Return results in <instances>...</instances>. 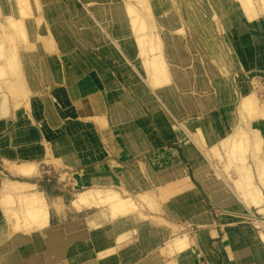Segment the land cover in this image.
<instances>
[{
    "label": "crops",
    "instance_id": "obj_1",
    "mask_svg": "<svg viewBox=\"0 0 264 264\" xmlns=\"http://www.w3.org/2000/svg\"><path fill=\"white\" fill-rule=\"evenodd\" d=\"M40 1L46 27H37L38 31L34 32L37 29L33 27L31 16L23 25L27 45L19 42V48L16 47L25 97L19 99L14 92L7 93L4 85L13 80L6 72L0 79V167L8 173L7 177L17 178L19 180L15 181L30 187L17 195L1 192L0 264H232L236 257L239 260L238 251L230 250V237L224 238V235L220 238L217 230L207 228L213 219L205 210L204 197L230 211L247 209L244 204L237 209L229 204L228 199L219 201L229 192L223 188L225 192L219 197V191L212 184L215 176L205 179L198 172L201 180L210 184L212 198L203 189L195 172H192V181L190 177L186 178L191 187L187 186V189L197 200L196 211L200 212L204 220L202 224L206 226L193 238L186 235L187 249H177L173 244L176 239L170 237L165 225L134 218L131 199L119 197V188L126 192L127 184L141 178H153L168 182L164 191L172 188V191L177 189L174 195L181 194L178 184L182 168L176 166L182 163L181 155L189 160L192 157L182 151L181 136L174 133L171 137L165 125L159 123L156 137L151 134L149 123H135L144 122L143 116L154 113L142 102L137 108L127 105L133 103L134 94L127 90V83L118 74V66L125 64L116 56L105 54L116 55V49L112 48L108 37L111 32L107 33L103 26V29H97L102 22L92 16L96 21L77 31L64 15V12L70 14L68 7L62 10L58 0ZM59 3L63 4V1ZM68 24L73 30L64 28ZM234 29L233 46L239 56L238 66L261 74L264 42L262 44L258 36L242 35L237 26ZM35 34L50 40L51 51L46 50L43 43L35 45L37 56L33 59ZM26 48H29L30 58ZM1 54L4 62L5 51L2 50ZM1 67L0 64V72ZM104 67L109 69V75L98 73V69ZM85 98L94 101V112L76 110V100ZM157 109V115H160V107ZM173 111L175 131L181 130V123L176 120H181L182 111L177 108ZM256 125L264 138V119L257 121ZM149 140L154 141L153 144ZM166 141L171 144L169 148ZM133 144L139 148L136 153L142 154L141 157H135L131 148ZM151 145L163 148V152L167 150L165 154L157 153L155 162L158 167L165 159H170L174 169L162 172L155 168L147 175L145 171L140 173L139 166L144 168L151 162L149 153L143 148ZM187 147L188 151H193ZM195 154L199 153L195 151ZM52 161L62 165L61 174L52 173ZM135 166L138 177L127 182L126 169ZM63 176L66 180H61ZM88 192L93 199L89 203H79L78 195ZM5 197L10 198L9 202H4ZM27 201H33V210ZM166 208H163L164 212ZM19 210L33 212V223L22 214L18 215ZM173 212L171 214L176 216V209ZM159 220L166 222L164 218ZM237 224L238 230H231L230 234H241L245 240L253 237L248 226L242 222ZM173 226L177 227V223ZM244 228L249 229V234L241 233ZM202 233H205L206 245L203 242L200 248L197 238ZM217 245H222L223 252ZM253 253L256 256L257 252Z\"/></svg>",
    "mask_w": 264,
    "mask_h": 264
},
{
    "label": "rangeland",
    "instance_id": "obj_2",
    "mask_svg": "<svg viewBox=\"0 0 264 264\" xmlns=\"http://www.w3.org/2000/svg\"><path fill=\"white\" fill-rule=\"evenodd\" d=\"M23 1L0 0V54L4 50L5 56L11 54L16 58L14 66L8 69L10 73L14 67L18 66L16 47L19 48V42L25 43L26 41L23 30L24 23L33 16L32 24L37 29L34 32H37L38 28L46 27L42 18L41 1L26 0V3H22ZM62 1L63 4L58 0V4L62 10L69 8L70 14L64 12V15L75 25L77 31L80 30V27H85L87 23L92 25L96 21L93 20L95 16L99 19L98 22H102L100 28L97 27V29L104 27L107 33L111 32L108 37L112 48L116 49V55L105 54L110 57L116 56V59L125 64V66H118V74L127 83L129 88L127 90L133 91L134 94V96L131 95L133 103L128 102L127 105L137 108L141 107L143 103L147 106L143 94L150 95L153 108H155H152L151 112L154 114L145 115L143 116L144 122L139 120L135 123H149L150 132L154 133L156 137L159 123L165 125L167 132L170 131L171 137L174 133L181 136L183 142L181 149L193 160L181 155L182 163L176 166V168H182V178L178 184L182 191L181 194L174 195V191L177 189L172 191V188H168L171 192L164 191L168 182L153 178H141L138 182L127 184L126 192L119 188V193L121 191L118 194L119 197L131 199L133 205L131 211L134 213V218L144 219L154 225H165L170 237L186 239L188 243L187 234L188 237L193 238L195 234L206 229V226L203 225L202 215L196 211L198 206L195 202L197 200L193 193L187 189V186L190 187V185L186 178L190 177L192 181V172H195L199 177V171L205 179L215 176L212 184L219 191V197L225 192L223 188L229 192L219 198V201L228 199L230 200L229 204L238 207L237 209H241L242 204L247 209L230 211L220 205L212 204L209 199L204 197V202L207 205L205 210L213 219V223H210L207 228L217 230L220 238L224 235V238L230 237L231 243L234 245L231 244L230 250L238 251L237 254L241 256L239 260L236 257L232 264H255V258L256 264H264V138L261 135L257 139L248 132L250 129H258L256 122L264 119V69L261 70V74H258L238 66V57L233 46L235 38L233 34L236 26L240 32H243L242 35L262 37L260 42H264V1L100 0L104 1L102 3L106 5L99 4L96 0ZM231 5L233 7L230 11ZM249 9L252 14H255L253 19L246 18ZM73 11L76 13L74 14ZM83 17L88 20H81ZM132 19L136 20L134 28ZM68 25L67 29L73 30V27ZM84 34L89 36L87 32ZM34 40L33 59L37 56L35 45L43 43L44 48L51 51L50 40L36 34ZM213 40L216 42L215 47L204 45L205 42ZM26 51L30 58L29 48H26ZM2 54L0 55L1 66ZM181 55H183V61L180 60ZM155 58L159 61L160 69L164 70V77H166V81L159 82L160 85L167 89L166 91L169 90V87L173 88L172 92H167L164 98L160 97L163 100L157 97L156 89L149 84L147 74V69ZM129 64L130 67H127ZM18 70L20 78H16V80L21 82L20 85L16 87L14 79L8 74L13 82L8 87L9 82H6L4 88L7 93H17L16 97L22 99L26 93H23L22 72L20 68ZM196 73L203 76V80L199 84L195 78ZM128 74L130 76L126 77ZM0 79H3L1 72ZM222 88L226 89L225 92ZM191 89L192 91H190ZM186 96H190L193 101L188 103L183 101L182 99ZM88 99L93 104L94 101L91 98ZM175 100L179 105L177 110L182 111L181 120H176L181 123L182 127L181 130L176 128V131L174 109L169 108ZM189 103L194 107L187 106ZM209 105L216 106L212 108ZM159 107L160 115H157ZM193 110L195 111L192 112ZM216 110L217 112L214 113ZM150 142L153 144L154 141ZM170 145L166 141V147L169 148ZM187 146H190L193 151L191 149L188 151ZM131 148L135 153L138 152L139 148L134 144ZM104 149L108 148L104 147ZM143 149L149 153L151 162L149 165L145 164L144 168L139 166L140 173L145 171L147 175L149 170L152 171L155 168L162 172L174 169L170 159H165L164 163H160V168L155 162L157 153L165 154L167 150L163 152V148H159L157 145ZM195 151L199 154H195ZM136 155L135 157L142 156L137 153ZM195 155H199V157ZM51 164L50 168L53 170V174L62 173V165L59 162L52 161ZM133 169L137 170L138 177V169L134 167ZM4 172L7 176L8 173ZM62 178L61 180H66V176ZM135 179L132 178L131 181ZM5 180L19 179L7 177ZM131 181L127 179V182ZM198 181L212 198L209 191L210 184L204 183L200 177ZM1 187L0 196L2 195ZM128 191L129 193H127ZM166 206L168 208L164 212L163 208ZM175 209L176 216L171 214ZM159 218H164L166 222H162ZM200 220L202 221L200 222ZM174 222L177 223V227L173 226ZM238 222L244 223L245 225H243L248 226L252 231L245 228L240 230L244 235L249 232L253 234L251 239L245 240L241 234H230L231 230H238ZM203 242L206 245L205 233L200 234L197 238L200 248H202ZM210 245L213 247V241ZM218 249L223 252L220 248ZM253 251L257 252L256 256Z\"/></svg>",
    "mask_w": 264,
    "mask_h": 264
},
{
    "label": "bare ground",
    "instance_id": "obj_3",
    "mask_svg": "<svg viewBox=\"0 0 264 264\" xmlns=\"http://www.w3.org/2000/svg\"><path fill=\"white\" fill-rule=\"evenodd\" d=\"M262 1H264V0H262ZM22 3H26V0H24ZM233 6L231 5L229 8V10L231 11V8H232ZM103 11V10H102ZM256 13V12H255ZM189 15V14H188ZM170 17V16H169ZM168 17V18H169ZM193 17V16H192ZM255 17V14H252V11H251V9H249L248 10V15L246 16V18H248V19H253ZM66 22V21H65ZM131 22L133 23L132 25H133V28L136 26L135 25V22H136V20L135 19H132L131 20ZM171 23V22H170ZM64 28H67V26H64ZM61 29H63V28H61ZM256 38V37H255ZM262 38V37H261ZM253 39V38H252ZM264 40V39H263ZM262 43V42H261ZM206 44L208 45V46H212V47H215V45H216V42H215V40H213V41H210V42H205L204 43V45L206 46ZM263 44V43H262ZM218 46V45H217ZM178 54H179V52H178ZM152 55V54H151ZM180 55V54H179ZM237 57H239L238 56V53H237V55H236ZM143 57V56H142ZM147 59H148V55H147V57H146ZM15 59L16 58H14V57H12L11 56V54H8L7 56H5L4 57V62H3V64H2V67H1V75L2 74H4V72H6L7 74H10V76L14 79V85L16 86V87H18L19 85H20V81H18V80H16V78H20L19 77V70H18V68H19V63H18V60H17V64H18V66H16V67H14V70L12 69V71H11V73L10 72H8L9 70L8 69H11L13 66H14V64H15ZM95 59V58H94ZM141 59V58H140ZM180 60H184L183 59V55H181L180 56ZM47 62V61H46ZM146 62V61H145ZM104 64V63H103ZM11 67V68H10ZM98 73H100L101 75H105V74H108L109 75V69L108 68H99L98 69ZM147 74H148V77H149V84L151 85V87L152 88H154V89H156L155 90V93L157 94V97L159 98V99H161V100H163L162 98H160L161 96H163V98H164V96L167 94V92H172V90H173V88H171V87H169L168 89V91H166L167 89H165V88H163L161 85H160V83L159 82H163V80L164 81H166V77H164L165 76V73H164V70H161L160 69V63H159V61L155 58V60H154V62L151 64V66L147 69ZM175 74V73H174ZM62 75V74H61ZM177 75V74H176ZM130 76V74H128V75H126V77H129ZM174 76V75H173ZM125 77V79L126 80H128L127 78ZM176 77V76H175ZM176 78H178V77H176ZM195 78H196V80H197V83L199 84L200 83V81L201 80H203V76H199L197 73H196V75H195ZM106 79V78H105ZM112 79V78H111ZM12 83V81L11 82H9L8 84H7V87L8 86H10V84ZM114 85H116V84H114ZM119 85V84H118ZM118 88V87H117ZM8 89V88H7ZM16 89V88H15ZM118 91H119V89H117ZM121 90V89H120ZM222 90L225 92V90L222 88ZM190 91H192V89L190 90ZM19 92H20V90H19ZM23 93L25 94L26 93V91H25V88L23 89ZM16 95H18L17 93H15ZM190 95V94H189ZM155 98V97H154ZM143 99H144V102L147 104V106L149 107V109L151 110L154 106L152 105V102H151V98H150V95H147V94H143ZM176 100H177V98H176ZM176 100L174 101V104H172V106H170L169 108H172V109H174V108H179V105H178V103L176 102ZM183 101L185 100V102H192L193 100H192V98L190 97V96H186L185 98H183L182 99ZM195 101V100H194ZM75 102V101H74ZM175 103H177V104H175ZM195 103V102H194ZM91 104V105H90ZM197 104V103H196ZM201 104H203V102H201ZM90 105V106H89ZM125 105V104H124ZM206 105H207V103H206ZM89 106V107H88ZM187 106H191V107H194V105H192V104H190L189 103V105H187ZM203 106V105H202ZM209 106H211L212 108H214L216 105H214V106H212V105H209ZM197 107V106H196ZM75 108H76V110L77 111H79V112H88V113H90V112H94L96 109H95V103L93 102V104H92V101H89V99L88 98H85V99H81V100H76V102H75ZM98 108H99V106H98ZM153 109H155V108H153ZM98 111H99V109H98ZM195 110H193L192 112H194ZM217 112V110L216 111H214V113H216ZM119 117H121V116H119ZM214 120H216L215 119V117H214ZM258 130L259 129H256V130H254V129H250V130H248V132H250V133H252V135H254L257 139H258V136H261V134L258 132ZM172 154V153H171ZM170 162V161H169ZM134 168H137L136 166L134 167ZM128 176H129V181H131V179L132 178H136L137 177V170L136 169H133V167H129V169H128ZM197 178H199L198 176H197ZM3 182H5V183H3ZM2 183V187H1V190H2V192H9L10 194H14V195H17V194H19L20 192H23L25 189H29L30 187H25V186H23V184H21V183H19L18 181H6V180H4ZM78 202L79 203H89V201L90 200H92L93 199V196H92V194L90 193V192H88V193H82V194H79L78 195ZM8 200V201H6V200ZM9 200H10V198L9 197H5L4 198V202H9ZM27 202H29L30 203V206L32 207V210H33V206H34V204H32L33 203V201H27ZM32 204V205H31ZM29 206V207H30ZM22 214V216L23 217H26L27 219H28V221L29 220H31V221H29V222H31V223H33V212L32 213H27L26 212V210H19L18 211V215H20V214ZM36 215H38L37 217L39 218L40 216V213H38L37 212V214ZM12 216V215H11ZM21 216V215H20ZM13 218V217H12ZM25 218V219H26ZM27 219H26V221H27ZM28 226V225H27ZM29 227V226H28ZM173 244L177 247V249L178 250H185V249H187V247H188V243H187V241H186V239H182V238H180V239H176V240H174L173 241ZM218 246V248H220L222 251H223V248H222V245H217Z\"/></svg>",
    "mask_w": 264,
    "mask_h": 264
},
{
    "label": "built area",
    "instance_id": "obj_4",
    "mask_svg": "<svg viewBox=\"0 0 264 264\" xmlns=\"http://www.w3.org/2000/svg\"><path fill=\"white\" fill-rule=\"evenodd\" d=\"M7 178L4 170H2V168L0 167V187L2 185V182Z\"/></svg>",
    "mask_w": 264,
    "mask_h": 264
}]
</instances>
